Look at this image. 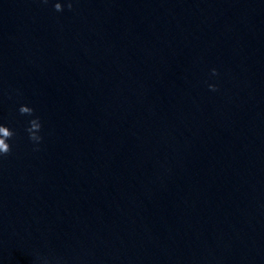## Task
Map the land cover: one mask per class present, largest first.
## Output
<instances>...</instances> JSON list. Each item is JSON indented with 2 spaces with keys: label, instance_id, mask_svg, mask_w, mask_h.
<instances>
[{
  "label": "water",
  "instance_id": "95a60500",
  "mask_svg": "<svg viewBox=\"0 0 264 264\" xmlns=\"http://www.w3.org/2000/svg\"><path fill=\"white\" fill-rule=\"evenodd\" d=\"M5 141L0 264H264V0H0Z\"/></svg>",
  "mask_w": 264,
  "mask_h": 264
},
{
  "label": "clouds",
  "instance_id": "9594fccd",
  "mask_svg": "<svg viewBox=\"0 0 264 264\" xmlns=\"http://www.w3.org/2000/svg\"><path fill=\"white\" fill-rule=\"evenodd\" d=\"M44 2H47V0H44ZM65 6L68 8H71V3H66ZM60 10H61V4L57 5L55 8V11H57V12H59ZM34 119L39 120V117H34ZM26 132H27L29 141L34 146L39 145V143L41 142V139H42L41 135H38V136L32 135V134H30L28 129H26ZM7 139H6V141H7ZM6 141L4 143H0V157L5 156L9 151V144Z\"/></svg>",
  "mask_w": 264,
  "mask_h": 264
}]
</instances>
